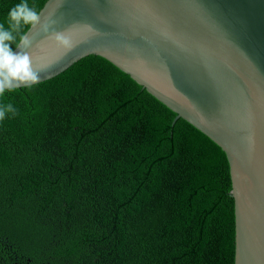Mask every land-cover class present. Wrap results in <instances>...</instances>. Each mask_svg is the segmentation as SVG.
Listing matches in <instances>:
<instances>
[{"label": "trees", "instance_id": "16d2710c", "mask_svg": "<svg viewBox=\"0 0 264 264\" xmlns=\"http://www.w3.org/2000/svg\"><path fill=\"white\" fill-rule=\"evenodd\" d=\"M8 104L0 264H234L224 152L115 65L87 56Z\"/></svg>", "mask_w": 264, "mask_h": 264}, {"label": "water", "instance_id": "95a60500", "mask_svg": "<svg viewBox=\"0 0 264 264\" xmlns=\"http://www.w3.org/2000/svg\"><path fill=\"white\" fill-rule=\"evenodd\" d=\"M39 13L71 48L30 26L35 84L90 55L129 75L224 152L234 264H264V0H47Z\"/></svg>", "mask_w": 264, "mask_h": 264}, {"label": "clouds", "instance_id": "9594fccd", "mask_svg": "<svg viewBox=\"0 0 264 264\" xmlns=\"http://www.w3.org/2000/svg\"><path fill=\"white\" fill-rule=\"evenodd\" d=\"M56 23L50 17L41 20V13L34 7H30L27 0H21L8 12L5 23H0V96L6 89L19 88L23 85L38 83L45 68L33 66L30 54L26 51L32 46V40L28 35L23 34L25 26H40L45 33H50L49 39L56 41L65 48H71V42L65 32L56 31L53 25ZM5 24L7 27H5ZM19 35V52L14 53L11 44H14ZM6 113L15 115L16 109L12 104L0 107V120H3Z\"/></svg>", "mask_w": 264, "mask_h": 264}]
</instances>
